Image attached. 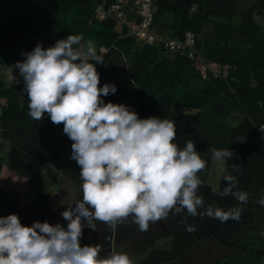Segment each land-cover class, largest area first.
<instances>
[{
    "label": "trees",
    "instance_id": "trees-1",
    "mask_svg": "<svg viewBox=\"0 0 264 264\" xmlns=\"http://www.w3.org/2000/svg\"><path fill=\"white\" fill-rule=\"evenodd\" d=\"M103 1L7 0L0 8V53L10 55L19 45L31 52L37 43L47 48L68 35H81V43L94 40L104 60L95 65L99 86L108 83L117 88L102 97L104 102L129 106L140 118L157 116L174 122L173 142L183 148L193 141L207 161L198 177L211 167L210 149L229 148L238 154V159L225 160L218 185L202 183L198 195L205 208L242 207L243 212L239 221L221 223L190 216L186 209L180 214L173 211L167 219L150 222L143 232L131 217L115 229L97 221L96 231L83 228L81 246L99 244L101 258L113 251L126 253L139 258L134 264H262L264 206L256 201L264 197V0H157L154 29L164 39L193 33L192 56L169 53L161 44L136 43L113 20H96L95 9ZM31 37L32 43L26 44ZM198 58L227 65L229 71L202 80ZM28 105L23 80L7 85L0 77V153L4 151L0 172L6 166L36 191L23 209L17 192L0 191V216L17 214L25 226L47 221L66 228L68 221L61 213L82 200V189L66 202L64 190L52 196L41 190L40 181L42 168L58 163L68 149L60 174L74 185L82 183L80 168L70 159L72 141L63 124H53L47 113L41 121L33 120ZM226 172L237 178L240 191L248 193L246 204L214 193L226 186ZM186 225H195L196 231L189 233ZM162 239L168 240L167 246L156 248Z\"/></svg>",
    "mask_w": 264,
    "mask_h": 264
},
{
    "label": "clouds",
    "instance_id": "clouds-1",
    "mask_svg": "<svg viewBox=\"0 0 264 264\" xmlns=\"http://www.w3.org/2000/svg\"><path fill=\"white\" fill-rule=\"evenodd\" d=\"M82 39L68 35L47 48L37 43L15 64L29 99L28 115L39 122L47 113L53 124H63L72 141L70 159L80 168L82 200L61 213L68 221L66 228L47 221L25 226L17 214L0 216V264H133L126 253L113 251L101 258L99 244L81 246L83 228L96 231L97 221L115 229L131 217L143 232L150 222L185 209L193 217L239 221L242 207L205 208L198 195L202 184L198 173L206 169L207 161L193 141L183 148L173 142L174 122L157 116L140 118L129 106L104 102L102 97L117 88L108 83L99 86L95 65L104 64L103 56L92 40L74 47ZM210 152L217 161L239 158L229 148ZM223 180L226 186L214 189L216 195L248 202V193L238 189L234 175L226 172ZM256 202L264 206V197ZM186 231L195 232V225H186Z\"/></svg>",
    "mask_w": 264,
    "mask_h": 264
},
{
    "label": "built area",
    "instance_id": "built-area-1",
    "mask_svg": "<svg viewBox=\"0 0 264 264\" xmlns=\"http://www.w3.org/2000/svg\"><path fill=\"white\" fill-rule=\"evenodd\" d=\"M157 0H104L94 12L98 21L113 20L120 31L136 43L154 46L163 45L169 53L190 52L196 47V38L193 33L187 32L181 39H164L153 27ZM197 60V70L202 80L226 76L229 67L211 62Z\"/></svg>",
    "mask_w": 264,
    "mask_h": 264
},
{
    "label": "rangeland",
    "instance_id": "rangeland-1",
    "mask_svg": "<svg viewBox=\"0 0 264 264\" xmlns=\"http://www.w3.org/2000/svg\"><path fill=\"white\" fill-rule=\"evenodd\" d=\"M7 0H0V8L6 6ZM235 20H237L235 18ZM209 28V26L206 27ZM167 38V37H166ZM34 39L31 37L26 39V44L32 43ZM90 40V39H88ZM85 42H82L80 47L83 46ZM94 45L97 51V44L94 40ZM103 52L104 50H100ZM24 50L19 53V50H12L10 55H6L5 53H0V77L4 80L5 84L8 85L10 83H14L16 81L23 80L21 76H19V69L15 67V64L20 61L22 62L25 59ZM185 110V109H182ZM68 149L65 150L61 160L56 164L46 165L41 170V190L51 194L52 196H57L60 190H64L66 193V197L64 201L69 202L75 194L82 189L81 185H74L71 182L67 181L61 176V168L63 163L66 161L68 156ZM1 156L4 155L0 153ZM225 160L217 161L213 159L212 166L210 167L207 173H203L199 175V179L202 183H211L215 184L217 181L219 182L223 165ZM0 191H5L7 193L17 192L19 195V205L23 209L27 204L31 203L35 197L36 191L30 185H28L25 178L18 176L7 169L6 166H2L0 172ZM0 212L2 210L0 209ZM168 244L167 239L159 240L156 244V248L165 247ZM133 264L139 258H130ZM264 264V262H262Z\"/></svg>",
    "mask_w": 264,
    "mask_h": 264
},
{
    "label": "crops",
    "instance_id": "crops-1",
    "mask_svg": "<svg viewBox=\"0 0 264 264\" xmlns=\"http://www.w3.org/2000/svg\"><path fill=\"white\" fill-rule=\"evenodd\" d=\"M17 48V50H19V53L21 52V50L23 51L24 49L22 48V45H19V46H17L16 47ZM24 53H28V51H25L24 50ZM7 84V83H6ZM11 84V83H10ZM8 85V84H7ZM212 163H213V161H212ZM211 166H212V164H211ZM205 184H207V185H210V186H212V187H216L217 185H218V181L215 183V184H211V183H206L205 182Z\"/></svg>",
    "mask_w": 264,
    "mask_h": 264
}]
</instances>
